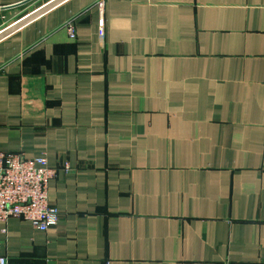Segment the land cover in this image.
<instances>
[{"label":"crops","instance_id":"1","mask_svg":"<svg viewBox=\"0 0 264 264\" xmlns=\"http://www.w3.org/2000/svg\"><path fill=\"white\" fill-rule=\"evenodd\" d=\"M95 1L0 40V152L46 158L60 214L0 223V254L264 264V0H104L102 37Z\"/></svg>","mask_w":264,"mask_h":264},{"label":"built area","instance_id":"2","mask_svg":"<svg viewBox=\"0 0 264 264\" xmlns=\"http://www.w3.org/2000/svg\"><path fill=\"white\" fill-rule=\"evenodd\" d=\"M95 3L99 10L98 35L102 37L104 0H96ZM66 31L70 39L75 38L71 23L66 25ZM63 168L67 170L66 165ZM55 174L56 169L48 166L44 156L27 159L18 152H0V223L19 219L40 232L55 227L60 214L48 203L47 196L48 182ZM0 264H7L1 254Z\"/></svg>","mask_w":264,"mask_h":264},{"label":"water","instance_id":"3","mask_svg":"<svg viewBox=\"0 0 264 264\" xmlns=\"http://www.w3.org/2000/svg\"><path fill=\"white\" fill-rule=\"evenodd\" d=\"M34 0H26L20 4H17L15 6H12L10 8H4V9H15L17 7L26 5ZM67 0H51L42 6L38 7L34 11L30 12L29 14L25 15L21 19L18 20L16 23H12L3 30L0 31V40L7 37L11 33L17 31L18 29L28 25L29 23L33 22L43 14L49 12L50 10L54 9L55 7L59 6L60 4L64 3Z\"/></svg>","mask_w":264,"mask_h":264},{"label":"rangeland","instance_id":"4","mask_svg":"<svg viewBox=\"0 0 264 264\" xmlns=\"http://www.w3.org/2000/svg\"><path fill=\"white\" fill-rule=\"evenodd\" d=\"M51 0H34L32 1V3L30 2L29 4L25 5L24 7H22L21 10H19V12H15L14 16H23V15H27L28 13H30L31 11L35 10L36 8L42 6L43 4L49 2ZM13 14V13H12ZM12 16V17H14ZM13 18H11V15L9 17H4L2 18L0 21V23H8L9 21H11ZM21 19V18H20ZM14 21V20H13ZM16 21V20H15ZM12 22V21H11ZM13 23V22H12ZM16 23V22H14Z\"/></svg>","mask_w":264,"mask_h":264}]
</instances>
